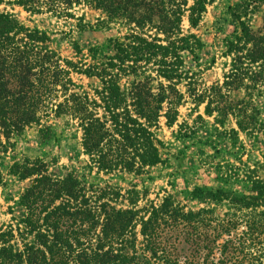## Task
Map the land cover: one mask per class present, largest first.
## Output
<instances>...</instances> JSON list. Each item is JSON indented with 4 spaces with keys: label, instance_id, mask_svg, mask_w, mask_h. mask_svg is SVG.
<instances>
[{
    "label": "trees",
    "instance_id": "obj_1",
    "mask_svg": "<svg viewBox=\"0 0 264 264\" xmlns=\"http://www.w3.org/2000/svg\"><path fill=\"white\" fill-rule=\"evenodd\" d=\"M188 1H16L31 15L65 19L76 16L75 7L90 5L103 16L97 27L114 21L126 26L123 35L108 39L110 52L89 46L84 53L74 42L77 59L61 57L44 31L0 10V142L31 124L46 136L52 126L43 124V117L66 116L80 128L83 152L97 171L139 174L162 160L155 130L161 117L167 126L176 122L184 101L181 85L196 111L203 105L205 114H216V122L232 117L240 130L253 132L257 111L252 107L258 98L264 101V23L254 31L247 20L263 0L229 6L231 29L224 55L230 62L222 80L204 87L186 66L188 57L197 63L204 43L195 33H183L181 24L186 18L189 27L196 28L214 0ZM84 28L79 23V29ZM72 73L96 79L91 92L76 83ZM237 91L244 94L234 99ZM182 127L179 124L181 136L194 133ZM261 129L264 133V125ZM30 164L18 167L17 173L30 178L20 203L25 208L21 222L32 239L19 248L12 229H0V264H264V187L257 181L251 186L253 194L208 191L213 198L224 195L230 209H249L258 217L247 223L246 240L235 241L236 221L214 225L201 217L203 209L184 211L171 195L145 209V216H138L141 209L115 208L104 200V192L93 207L73 172L58 167L49 171L39 159ZM176 222L194 230L202 227L194 234L202 237L201 243L198 239L190 254H179L159 241L162 227Z\"/></svg>",
    "mask_w": 264,
    "mask_h": 264
},
{
    "label": "rangeland",
    "instance_id": "obj_2",
    "mask_svg": "<svg viewBox=\"0 0 264 264\" xmlns=\"http://www.w3.org/2000/svg\"><path fill=\"white\" fill-rule=\"evenodd\" d=\"M17 0H4L0 10L16 16L23 24L35 26L49 37L50 47L61 57L77 59L73 45L76 42L85 53L90 46H97L102 52H110L107 48L108 39L121 36L126 32L123 22L114 21L109 26L97 27L101 11L90 5H80L74 8L75 17L59 18L49 13L29 14ZM239 0H214L207 4L202 19L196 28H190L186 18L182 20L183 33H195L203 41V47L198 51L197 63L191 64L186 58V66L195 71V78L200 87L222 80L227 70L230 57L224 55V40L231 26L229 6ZM191 3V0L188 1ZM79 23L85 25L79 29ZM247 23L255 31L264 23V0L250 14ZM72 79L90 91L96 84V79L72 73ZM184 101L179 106V115L172 126H167L163 117L155 133L161 142V162L147 167L142 173H128L116 170L111 173L97 171L88 155L81 146V130L66 116L54 117L50 114L43 117V124L52 127L47 135L37 131L38 126H26L21 134L0 142V229L14 233L19 248L32 239L27 234L21 219L25 216V208L21 205V197L30 183V178L21 179L18 167L31 165L39 159L45 162L49 171L58 167L66 168L78 178L90 206H96L100 193H106L104 200L118 209H141L138 216H145V209L158 205L162 199L171 195L175 203L184 211L203 209L202 216L212 224L236 221L233 233L235 241L246 240L247 223L258 217L249 213V209L229 207V200L221 195L210 197L208 191L219 189L233 195L253 194L251 186L257 181L264 187V101L260 97L254 108L257 111L256 129L246 133L240 130L235 119H228L220 124L214 115L204 113V106L198 110L186 92L184 85ZM243 91L234 93V99L242 97ZM200 114L202 119L197 115ZM191 128L194 133L181 136L178 133ZM40 135L45 138H40ZM233 214V215H232ZM251 214V215H250ZM222 224V223H221ZM140 225H136L137 247L142 236L138 233ZM202 228V227H201ZM199 228V230L201 229ZM205 230L207 228L203 227ZM194 230L184 223H170L163 226L159 233V241L167 242L168 247H174L179 254H190L196 247L198 239ZM226 238L227 236L224 235ZM223 237V238H224ZM220 238L218 241H221ZM241 255V254H240Z\"/></svg>",
    "mask_w": 264,
    "mask_h": 264
}]
</instances>
